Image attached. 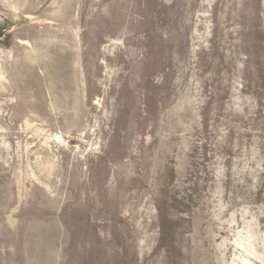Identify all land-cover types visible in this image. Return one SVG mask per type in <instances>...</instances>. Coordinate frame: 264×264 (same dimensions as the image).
<instances>
[{
	"label": "rangeland",
	"instance_id": "rangeland-1",
	"mask_svg": "<svg viewBox=\"0 0 264 264\" xmlns=\"http://www.w3.org/2000/svg\"><path fill=\"white\" fill-rule=\"evenodd\" d=\"M0 264H264V0H0Z\"/></svg>",
	"mask_w": 264,
	"mask_h": 264
},
{
	"label": "bare ground",
	"instance_id": "bare-ground-1",
	"mask_svg": "<svg viewBox=\"0 0 264 264\" xmlns=\"http://www.w3.org/2000/svg\"><path fill=\"white\" fill-rule=\"evenodd\" d=\"M58 136H59V135H58ZM58 136H56V137L59 138ZM56 137H55V138H56ZM59 140H60V139H59Z\"/></svg>",
	"mask_w": 264,
	"mask_h": 264
}]
</instances>
